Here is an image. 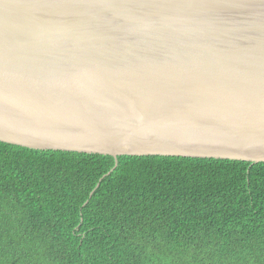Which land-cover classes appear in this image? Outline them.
I'll return each instance as SVG.
<instances>
[{"label":"water","instance_id":"water-1","mask_svg":"<svg viewBox=\"0 0 264 264\" xmlns=\"http://www.w3.org/2000/svg\"><path fill=\"white\" fill-rule=\"evenodd\" d=\"M0 142L264 163V0H0Z\"/></svg>","mask_w":264,"mask_h":264},{"label":"trees","instance_id":"trees-1","mask_svg":"<svg viewBox=\"0 0 264 264\" xmlns=\"http://www.w3.org/2000/svg\"><path fill=\"white\" fill-rule=\"evenodd\" d=\"M0 264H264V163L0 142Z\"/></svg>","mask_w":264,"mask_h":264},{"label":"bare ground","instance_id":"bare-ground-1","mask_svg":"<svg viewBox=\"0 0 264 264\" xmlns=\"http://www.w3.org/2000/svg\"><path fill=\"white\" fill-rule=\"evenodd\" d=\"M158 157H160V156H158Z\"/></svg>","mask_w":264,"mask_h":264}]
</instances>
